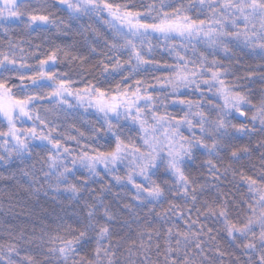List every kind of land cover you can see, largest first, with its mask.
I'll use <instances>...</instances> for the list:
<instances>
[{
    "label": "snow or ice",
    "instance_id": "obj_1",
    "mask_svg": "<svg viewBox=\"0 0 264 264\" xmlns=\"http://www.w3.org/2000/svg\"><path fill=\"white\" fill-rule=\"evenodd\" d=\"M0 35V264H264V0H0Z\"/></svg>",
    "mask_w": 264,
    "mask_h": 264
},
{
    "label": "trees",
    "instance_id": "obj_2",
    "mask_svg": "<svg viewBox=\"0 0 264 264\" xmlns=\"http://www.w3.org/2000/svg\"><path fill=\"white\" fill-rule=\"evenodd\" d=\"M94 27H97L101 32L104 31L103 28H100L99 24H95L93 25ZM19 26H14V28H17ZM13 36L15 37V35L13 34ZM18 37H21V35H17ZM45 36H47L46 38V48H52L55 45H75L76 48H80V46L83 44L84 42V37L80 36L77 33V30L75 28H73L72 33L70 34V38L67 36H64L61 32H58L55 28H51L47 30V33L45 34ZM17 37V38H18ZM15 38V39H17ZM4 37L2 35H0V42L4 41ZM85 55L87 56V53H85ZM220 59L223 60V57H220ZM94 62V60H93ZM225 63H227V61H225ZM241 67L235 69L237 75L239 76H243L245 71L247 70L246 66L249 65H256L259 63V61L252 59L251 57L245 55L244 58L241 60ZM78 65L76 64H72L71 68L75 69L77 68ZM84 68H90L91 64H85L83 65ZM98 74V72H97ZM232 77H229V79H231ZM74 80H77L79 82V80L81 79L80 77L77 76H73ZM242 83H246V81H241ZM78 86H83L82 84L78 83ZM260 88V84L259 82H257L255 89H253L254 94L258 95V90ZM85 121L87 120V117L83 118ZM76 126L78 128H80L82 131H87V129L83 126V124H81L79 121H75ZM75 134V133H73ZM8 172L5 171L3 166H0V225H2L6 220H8V213L5 211V208L8 207V202L6 200L3 199V195L6 189H10L11 186L15 183L14 180H10L8 178ZM21 183H23V181H21ZM26 187V185H25ZM16 199L19 200H23L26 204V206L21 205L15 208V211L19 212L20 211V207H24V213L21 214V216L23 217L24 214L32 211L34 208L36 209V211H39L41 208L47 210V211H52L54 209H57V203L54 202V193H48L47 196L45 195H41L39 198V205H36L34 203L35 201V197L32 198H28L26 196L23 195V193H21L18 197H16ZM59 200H64L63 197H59ZM65 203H67V201H64ZM13 203L15 204V200L13 201ZM19 224H26L28 223V221L26 219H19L18 221H15ZM37 227H39V225H36ZM221 243H223L225 246H227V242L226 241H221Z\"/></svg>",
    "mask_w": 264,
    "mask_h": 264
},
{
    "label": "rangeland",
    "instance_id": "obj_3",
    "mask_svg": "<svg viewBox=\"0 0 264 264\" xmlns=\"http://www.w3.org/2000/svg\"><path fill=\"white\" fill-rule=\"evenodd\" d=\"M46 33H47V30L46 31H38L36 33H33L31 37H27V36H24V34L21 30V27L19 26V27L15 28V33H14L15 37L14 38H17L18 37L17 35H21V37H18L17 39H21V38L31 39L34 44H40L41 45V51H45V50H47L46 43H45L46 38H47V36H45ZM24 47L27 48L28 45H24ZM41 58H43V57H41ZM28 63L33 64V63H35V61L29 60ZM70 67H71V65H70ZM61 70L67 71L68 69H65L62 67ZM8 178L11 180L10 177H8Z\"/></svg>",
    "mask_w": 264,
    "mask_h": 264
}]
</instances>
